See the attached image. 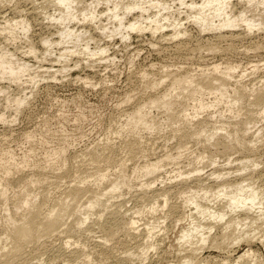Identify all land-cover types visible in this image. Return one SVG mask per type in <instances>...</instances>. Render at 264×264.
I'll use <instances>...</instances> for the list:
<instances>
[{"label":"rangeland","instance_id":"rangeland-1","mask_svg":"<svg viewBox=\"0 0 264 264\" xmlns=\"http://www.w3.org/2000/svg\"><path fill=\"white\" fill-rule=\"evenodd\" d=\"M239 1L240 0H230L231 7H229V10L234 14H237V12L244 7V1ZM87 2H89V0H87ZM167 2L172 5V9L174 10L180 7L177 2H174L175 4L172 3L171 0H167ZM0 6V25H3L7 19L17 20L20 19L19 17L26 18L30 24V29L26 34H23L19 28L14 30L17 33L16 35L14 34L15 39L13 40H11L10 35L6 32H4L5 34L0 32V47L14 52L13 59L26 61L32 65L29 74H24L20 77L18 82L0 79V90H2V92L0 91V114H3L4 119L0 120V154L2 155V152L4 154L5 151H9L13 156L11 154L9 155L14 157V159H10L8 163L13 161L12 164H15L14 161H18V163L22 161V159H20L21 156L24 155L25 152L29 153L27 150L33 146V148L31 147L32 149H30L32 152L29 150L31 152L29 154L31 159L30 162L34 163V166H26L23 168L22 172H20L21 170L17 172L13 171V173L9 175V178L13 181L12 187L8 191V196H10L8 201L9 210L15 208L11 202L16 205V202L19 200L18 198H20L17 195L21 190L18 180L37 178L39 176L41 178L42 176L45 177L44 183L41 182L31 186V192L37 194L36 199L38 198V202H43L46 200V197H48L50 201H53L54 198L66 196L68 191L67 188H71L70 185H72V183H77L78 180L75 178L77 175L86 176L88 178H86L87 184L83 183L82 185H89L93 188V181L98 173L97 171H99V173L101 170L102 173L104 171V173L108 172V175H110L109 177L113 178L117 173L116 170L118 171V164L120 165L121 162V164L125 163L126 174L132 176L131 173L134 166L137 167L138 165H143V163L154 162L153 160H158V158H164L166 155H169L167 153H170L171 156L173 154L172 157L176 154L178 155V153L179 155L182 153L181 156L177 158V162L173 161L175 163L165 160L163 167L152 175L146 177L139 176L137 179L136 177L130 176V179L132 178L129 183L130 185L123 186L120 190L116 191L112 198L104 197L105 199L109 198L107 204L110 208L105 210L106 214L104 212L105 215L103 214V217H97L98 220L96 218V216H98V211L93 210L96 216L92 213V216L90 215L91 219H88L86 221L88 223L83 225L84 227L86 226L87 229H85L88 232L83 229L84 227L82 230L85 232L83 231V233H81L82 231H78V233L75 234V236L77 235L76 237L62 232L61 230L66 229V227H68L67 225H70L73 221L74 216H67L69 218H65L67 220L64 219L65 224H61V229H59L58 232H54L49 236L40 237L39 240L41 243L39 241L38 243L36 242L37 244L29 242L33 244L32 246L26 243L24 245V258L22 256L24 260L20 258V260L22 259V262L19 260L20 264H85L88 259L89 262H87V264H139V262L136 261L141 259V264H177L180 260L183 261L184 258L182 259L181 256L186 252H183L184 254L177 252L180 256L176 254V251H179L177 246H180V244H177V237L181 227L186 225V223L177 221L181 215L180 208H176L180 201V197L175 193V183L177 186L178 179H170V176H172L173 170L176 169L193 171L191 169L196 163L192 160H195L198 153L203 158L198 164L201 171L199 173L191 172L192 174H190V176H201L205 183L213 184V180L207 179L206 177L210 171L213 170H218L219 172L217 171V173L230 172V174L225 175V177L231 179L238 178L237 176H241V174L242 176H246L250 171H253V179L256 185L264 189V118L256 114L258 112L256 110H259L261 107L260 105H258V107L252 105L251 101L253 100V96L251 95H248L250 99L247 97L249 100H245L242 105L243 110L240 111L237 116H235V113L229 112L223 104L204 110L198 115L193 114V107H188V119H192V123L195 125L200 121L206 124L207 129H211L213 125V128L219 127L220 125L223 126L220 133L217 131V137L220 138L216 139L215 137V142L217 141L216 144L214 139L211 140L212 142H209L211 144L209 145L208 142L202 139L201 141L198 140L201 142L199 143L194 139L192 140V138H190V140L188 136L182 135V133L184 134L185 132L186 135L189 134V132L192 131V129L189 130V128H182V130H189L188 132L186 130L185 132L182 131L178 133V135H174L172 130L176 126L169 127V125H165L162 122L164 119L162 110L156 108L148 110V115L155 120L157 119L156 121L161 124L159 125V129L153 131H138L140 132L139 135H137V132L134 136L132 134L130 135V132L126 129L120 131L124 128L125 115L132 110L131 108H133L136 103L150 95H157L159 92H163L164 87H167L166 84L168 79H164V82L160 87H157V90L144 88L142 85L143 78L141 77L144 72L147 73L149 78L158 79L159 77H163L162 72L165 70L199 73L200 70L211 68L212 65L215 64L220 65L221 68L235 65L239 67L236 68L233 77L230 78L231 84L228 87L229 94H231L235 86L237 87L241 84L242 86L245 85L248 91H250L251 88L262 89L261 92L263 91L262 93L264 94V24H262V28L255 27L250 31L243 26L230 28L228 30L225 29L222 32L223 37H218L215 32H200L190 19L188 20L185 18L183 12H177L178 14L174 13V15L176 16L177 14V16H179L181 28H185L186 30L185 37L180 35L170 39L169 36L172 30L171 27H166L161 33H156L154 35H151L148 30L142 33L133 32L128 39L124 40L120 38V35L109 36L106 34V36L104 33H101L99 29H96L92 23L79 22L75 24L71 22L72 25L70 26V23V27H74L78 30L82 28L84 30L86 29V31H88L86 35L90 34L92 36L93 39L89 41L90 49L95 48V46L106 48L105 54H103L104 58L97 56L89 57L87 54L77 53L59 62L55 57L57 56V52L63 47V44L53 45L50 53L45 54L44 46L41 43V39L44 37L58 40L57 30L59 26L54 24L46 15L48 13L52 14L54 11L50 0H0ZM103 8L104 6L101 4L97 6L96 10L101 12ZM180 10L183 11L184 7L181 6ZM254 11L255 10H252L251 13L254 14ZM135 13L136 12H134V14ZM251 13L250 11L249 13L247 12V16L250 17ZM134 14L132 13V16ZM102 17L100 22H103L102 24H106L107 22L108 24L105 16ZM262 22L264 23L263 20ZM162 34L163 38L161 37ZM67 44L68 43L64 45L70 46V44ZM29 45L34 46L36 49L34 56L27 52ZM212 46H214V50H209V47ZM63 63L67 65V70H59L62 65H64ZM76 63L77 65H75ZM254 64H257L255 66H257L258 69L254 68ZM52 75L54 78L51 77ZM29 76L35 77L31 80ZM78 76L81 78L88 77L91 80V85L84 84L81 80H77L76 78ZM239 80V83L234 84ZM172 94L174 95L175 93L173 92ZM127 95L133 97L128 102H124L123 99H125ZM16 96L25 97V101L19 107L18 112L14 111L15 107L12 103L6 101V97L12 98ZM212 97L213 95L204 94L206 101L212 100ZM249 109L253 110L256 116L253 122H250L248 126L243 120H245L247 114L251 112ZM240 122H242V124ZM242 125L245 126H243V129L246 130L245 134H242V130L238 132L243 136L242 138L245 140V142L243 140L244 144L252 140L254 141H252L255 143L254 149L250 147V150H247L233 140L231 141L232 143H230V137L228 138L225 137L226 135H223L224 132V134H228L233 132L232 130L241 128ZM247 127L249 129L248 131ZM213 128L211 130H213ZM138 138H140L141 143H139V140L137 142L138 144L136 143V145H133V143L136 142H134V140H138ZM223 138L227 139L226 141L229 142L224 141ZM220 139L226 142L224 144L228 147L233 146V144L235 145V143L238 147L233 146L229 148L231 150H224L223 142ZM130 142L132 144V146H130L132 151L135 149L133 151L134 153H130L128 150ZM250 142L248 143L249 146H253ZM179 144L187 145L185 146L186 149L183 147L179 150ZM59 146L67 147V149L64 147L66 151H64V156L67 157L66 159L68 162L64 167L59 166V158H51L56 162L55 165L52 164L53 162L51 159L45 160V158H47L46 153L51 151L49 149L54 150L57 147L59 148ZM177 146L178 148H176ZM45 150L46 153L44 152ZM91 152L99 154H96V156H98L97 161L93 162L91 160ZM203 152H205L204 155L201 154ZM128 154L131 156H128ZM209 155L212 157H209ZM193 156L195 157L193 158ZM207 156L210 159H216L218 161L216 165H210L208 162L210 159ZM7 157L10 156L7 154L5 159ZM227 159L231 161V163H227ZM251 159L257 161V167L252 168L251 166L248 170L242 171L243 173L237 171L239 160L244 161ZM58 162L59 164L57 165ZM189 162H193V164L189 165ZM38 164L40 165L36 166ZM43 164L45 168L46 165H48L49 167L58 166L60 169L57 167L45 169ZM11 167L13 168V166ZM78 178L79 177H77V179ZM73 179L76 182H74ZM144 183L146 185L150 183L151 187H149V189L147 188L150 192L146 190L142 199L141 194L144 189L142 190L139 184L145 186ZM103 185H101V189L107 187V182ZM167 188H170L168 193V199L170 197L168 200L169 207H164V210L158 207L154 213L153 211L149 212L150 210L148 207L155 199L159 198L158 201H160V204L162 203L160 200L162 196H158V193L161 189L164 191L167 190ZM40 193H42L45 198ZM80 195L76 200L70 199L69 196L66 197V199L68 201L70 200V203H72L70 204L71 207H77L78 205L83 206L89 197V193L88 196L84 194H82L84 196ZM42 197L44 198L43 201H41ZM118 204L123 205L119 213L125 216L127 215L126 217H133L136 226H138V230L131 231V235L124 231L117 232L113 239L106 242L104 241L106 243L104 245L101 241L103 242V236L105 235L103 232L105 231L103 228V232L99 231L101 230V226L97 224V222H108L111 217L110 215L108 216L107 212L113 210ZM171 205H174V209L172 212H169V214L167 211L168 208L171 209ZM263 206L264 202L258 207L262 208V211H264ZM159 209L161 210L159 211ZM137 211L138 213H136ZM166 213H168V215ZM4 214L3 209L0 208L1 239L3 238L5 229L3 226L6 225V222L4 223ZM164 214L169 218H166V215L164 217ZM154 218L155 220L157 219V222L155 221L156 223L153 225L151 222H154ZM96 220L97 222H95ZM147 223L151 224L150 226L148 225V228L146 226ZM89 224L90 227L88 226ZM254 226H249L250 229L247 227V229H249L248 234H254L253 239L248 241L242 240V242L236 245L224 244V246H220V248L208 244L204 249L199 250L197 254H195V256L197 255L195 264H198L201 259L204 260L206 264H233V260L236 256L248 247L255 253L257 260L264 263V227L255 229L256 226ZM149 227L151 229H149ZM88 229H91L90 232ZM147 230L150 232L153 230L151 233L153 234L151 240H153L151 241L150 238L149 240L153 242L154 247L151 249L149 248L147 250L148 252L143 255L140 250L142 245L139 244L144 241L143 235ZM149 231L146 232V234L149 233ZM79 232L83 234L82 237L84 236V239L80 237L81 234ZM139 232L141 234H139ZM220 232L221 228L215 227L210 234H218ZM78 239L81 240L78 241ZM65 240L72 242L68 245L65 243ZM73 241L77 243L76 247L79 249L82 246L81 250H77L78 248L75 250V242ZM81 241H85V243ZM80 243L81 245L78 246ZM84 245L85 247H83ZM137 247L140 248L138 249ZM74 251H79V253H75ZM80 251H82L81 255ZM131 251L133 252L132 255L128 253ZM134 253H136V255ZM78 254L79 257L76 258ZM87 254L88 256H86ZM127 254L130 257H128ZM145 255L147 256L145 257ZM133 256H136L137 259ZM254 263L261 264L260 262L256 263L254 261L250 264Z\"/></svg>","mask_w":264,"mask_h":264},{"label":"bare ground","instance_id":"bare-ground-1","mask_svg":"<svg viewBox=\"0 0 264 264\" xmlns=\"http://www.w3.org/2000/svg\"><path fill=\"white\" fill-rule=\"evenodd\" d=\"M171 1L172 3L177 2L180 7L183 6L184 10L181 11L180 7H177L175 10L172 9L173 8L172 5L169 2H167V0L166 1L165 0H89V2H87V0H50L51 4L53 5L52 9L54 11L52 14L48 13L46 15L54 24L59 26L58 27L59 29L57 30L58 40L52 39L50 37H44L41 39V43L44 46L45 54L50 53L53 45L63 44V47L61 48V50L57 52L56 54L57 56L55 57L56 60L59 62L62 59H66L68 56L72 54H77V53H81V54L84 53V54H87L89 57H94V56L95 57L97 56L100 58L103 57V54H105L106 48L95 46V48L90 49L89 41L93 39L92 36L90 34L86 35L88 33L86 29L84 30L82 28L78 30L74 27H70L72 25L71 22H74L75 24L79 22L92 23L94 24V27L96 29H99L101 31V33H104L105 35L107 34L109 36L120 35V38L124 40L128 39L131 33L133 32L142 33L148 30L151 33V35H154L156 33H161V31L165 29L166 27H171L172 31L170 33V36L168 35L170 39L176 38L180 35L184 36L186 34V30L185 28L184 29L181 28L182 26L180 23V19H179V16H177L179 12H183L185 18L188 20L190 19L191 22H193L195 26H197L200 32L202 33L203 32H215L217 33L218 37H223L222 32L225 29L228 30L230 28H234V27L236 28V27L243 26L244 28L250 31L255 27L262 28L263 26L262 24H264L262 22V20L264 21L263 19L264 18V0H240L242 2L244 1L245 4L243 3L244 7L242 8V10L237 12V14H234L231 10H229V7H231L230 0H171ZM101 4L104 6V8L101 10V12H98L96 8L97 6ZM252 10H255L256 12L254 11V14H252L251 13ZM249 11L251 13L250 17L247 16V12L249 13ZM134 12L136 13L134 14ZM132 13L134 14L133 16H132ZM174 13H177L176 16L174 15ZM102 16H105V18L108 21V24L107 22L106 24H102L103 22L102 23L100 22V19ZM19 18L20 19H17V20L15 19L8 20L6 18L7 21H5L3 25H0V32H3V33L6 32L8 35H10L11 40L15 39V35L17 32H15L14 30H17V28H19V30H21L23 34H26L30 29V24L26 18L24 17H19ZM81 25H84V24H81ZM162 36L163 34L161 35V37ZM66 43L70 44V46H65L64 44ZM209 48H210L209 50H214V46L209 47ZM27 52L34 56V54L36 53V49L34 48V46L29 45V49L27 50ZM13 56H14V52H11L6 48L0 47V79H8L10 82H18L20 80V77H22L24 74H29L30 70L32 69V65H30L26 61L13 59ZM75 65H77V63ZM255 65L257 64H254V66ZM238 67L239 66L234 65V66H226V67L221 68L220 65L215 64V65H212L211 68L200 70L199 73H196V72L192 73L190 71L189 72L188 71L175 72V71L165 70L163 71L164 73L162 72L163 77H159L158 79L152 78V77L149 78L147 73L144 72L143 75L141 76L143 78L142 85L144 88L157 90L158 89L157 87H160V85H162V83L164 82V79L165 80L168 79V82L166 84L167 87L166 86L164 87L163 92L161 93L159 92L157 95H150L147 98L143 99L142 101L136 103L134 107L131 108L132 110L130 109L131 111L125 115L124 128H122L120 131L126 129L128 132H130V135L132 134L134 136V134H137L138 131H142V130L143 131H153V130L159 129L160 128L159 125L161 124H159V122L156 121L157 119L155 120L152 117H149L148 115L149 113L148 110H151L152 108H156V109L162 110L163 117H164L162 122L165 125L167 124L169 125V127H173L174 125L176 126L172 130L174 132V135H178V133H181L182 131L185 132L187 130V129L182 130V128L183 129L189 128V130L192 129V131H190L189 134L187 135L185 134L186 132L184 134L182 133V135L186 137L188 136L189 139L192 138V140L194 139L196 141L198 140L201 141L202 139L208 142L209 145H211L209 143L211 140L214 139V142H215V137L216 139L220 138V137H217V135H218V132L220 133V130L222 131L223 126L220 125L219 127L213 128L214 127L213 125L212 127L213 130H211L212 128L207 129L206 124L200 121L197 122V125H195L194 123H192V119H188V116H189L187 112L188 107L190 108L193 107L192 108V110L194 109L193 114L198 115L204 110H207L209 108H214L218 105L220 106V104H223V106H226L229 112H233L236 114L235 116H237L240 113V111L243 110L242 105L244 104L245 100L248 101L250 99L248 95L253 96L252 97L253 100L251 101L252 105H256L257 107L258 105H260L261 107L259 110H256L258 111L256 114L259 115L261 118H264V94L262 93L263 91L261 92L262 89L251 88V90L248 91L244 84H243L244 86H242V84L241 85L237 84L238 86L237 87L235 86V88L232 89V92L230 90L231 94L232 93L233 94L232 95L229 94L228 87L231 84L230 78L233 77V73ZM66 68H67V65L64 64L59 70H67ZM254 68H257V66H255ZM29 77L31 80H33L35 76L34 77L29 76ZM51 77L54 78L53 75ZM76 79L79 81L81 80L84 84H87V85L90 84V81H91L88 77L81 78L80 76H78ZM239 82L240 80L236 81L234 84L239 83ZM0 91L2 92V90ZM173 92L175 93L174 95L172 94ZM204 94L213 95L212 100L206 101L204 98ZM128 95L125 96V99H123L124 102H128L130 99H132L133 96L131 97ZM6 101L9 103H12L15 107L14 111L18 112L19 107L25 101V97L24 98L22 96L21 97L16 96L12 98L6 97ZM250 111L251 112L249 113L247 112L248 114L246 113L247 116L245 120H243L246 125L248 124L250 125V122H253V119L256 116L254 115L255 112H253V110H250ZM0 120H4L3 114H0ZM240 123L242 124V122ZM243 126L244 125H242V127L239 129L232 130L233 132H230L228 134L227 133L224 134L225 133L224 132L223 135H226L225 137H228V138L230 137L231 140L228 139L230 140V143H232L231 141L233 140L236 143H238V145L240 144L242 147L246 148L247 150H250V147L251 148L253 147L254 149L255 147L254 146L255 143H253L254 141L253 140H252L253 142L249 141L250 144H253V146H249L248 144L249 142L247 141H246L247 144H244L245 140L242 138L243 136L238 132L239 130H242V134H245L246 130L243 129ZM189 130H187V132ZM248 130L249 129L247 127V131ZM139 133L140 132H138L137 135H139ZM139 140L140 138H138V140H134V142L135 141L136 142L133 143V145H136V143ZM220 140L222 141V139ZM223 140L226 141L227 139L223 138ZM224 141H222L223 145L225 146V147L223 146V149L225 148L224 150H227V151L231 150L229 148L230 147L232 148L233 146L238 147L235 142H233L235 143V145L233 144V146L228 147L224 143L229 142V141H226V142ZM32 143L34 144L33 141ZM139 143H141V140ZM216 143L217 141L215 142V144ZM130 146H132L131 142H130V145L128 146L129 149L127 147V149L131 153L135 149L132 151V148ZM185 146L187 145L179 144V148L178 146L176 148L180 150V148H183V147L185 148ZM31 147L33 148V146ZM31 147L30 149H32ZM64 147L59 146V148L58 147L56 149L53 148L54 150L49 149L51 150L49 151V153L48 152L46 153V150H45L44 152L47 155V158H45L46 156L44 157L45 160L51 159V158H59L58 160H60L59 161L60 164L58 162L57 165L59 164L60 167H64L66 163L68 162L66 159L67 157L64 156L65 155ZM65 148L67 149V147ZM29 150H27V152L31 153L32 151L30 150L31 151L30 152ZM29 153L25 152L24 154L23 152L24 155H22L23 157L21 156L20 158L22 159V161H20L19 163L18 161L16 162L14 161L15 164H12L13 161L8 163L10 159L12 158L14 159V157H12L13 155L9 151H5L4 153L5 155L3 154V152H2V155L0 154V208H2L5 213L4 223L6 222L5 226L2 225L5 228L4 235L2 234L3 238L1 239L0 237V242H1L0 244V264H20L19 262L20 258H22V256L24 258V252H25L24 245L26 243L28 244L29 242H32L33 244H37L38 241L40 242L39 240L40 237L49 236L50 234L54 232H58V230L61 229V224H63L64 221L67 220L69 217L74 216L72 223L70 225H67L68 227H66V229H62L61 231L66 232L67 234H70V235H74V237L77 236V235L75 236V234L78 233V231H82L81 233H83V231L87 229L86 226L84 227L83 225L85 223H88L86 222L88 219H91L90 217L92 216V213L94 212L93 210L98 211V216H96V214L93 213V215L95 214L97 218V217H103L105 210H107V208H110V206L108 207V204H107V202H109L107 201L109 200V198L105 199L104 197L112 198V196H114V193H116V191L120 190L123 186L124 187L127 186L131 182L130 180L132 179V178L130 179L131 175L129 176L125 172V168H126V166L124 165L125 163L121 164L120 162L121 166L118 164L119 166L117 167L118 171L116 170L117 173L115 172L116 175H114L113 178L109 177L110 175H108V172L104 173L105 172L104 171L102 173L101 172L102 170H101L99 173V171H97L98 173L94 177V181H93L94 187L92 188V186L90 187L89 185L87 186L82 185L83 183H86L88 179L86 176L83 175L84 176L83 177L81 175L80 176L77 175V177H79L78 179L77 177H75L76 180H78L77 183H74V184L72 183V185H70L71 188L70 187H69L70 189L67 188L68 191L66 190L67 191L66 196L59 197L56 199L54 198L53 201L52 200L50 201L48 197H46V200H44L45 197L42 195V193H40L44 197V198L43 197L41 198L42 199L41 201L44 200L43 202H38L39 201L38 198L36 199L37 194L31 192V186H33V184H39L41 182L44 183L45 177L42 176L41 178L38 175L39 177L37 178L18 180V184L20 185L18 186L21 187V190L20 192H18V194L17 193L16 194L20 198L17 197L19 200L18 202H16V205H14V203L11 202V204H13V207L15 208L12 207L13 209L9 210L8 201H9L10 196H8L9 194L8 191L9 189H11L12 184H13V181L9 178V175H11L13 171L17 172L21 170L20 172H22L24 167L34 164L30 162L31 159H30ZM7 154L8 156H10L6 158L8 160L5 159V156ZM9 154H11L12 156ZM96 154L98 153L91 152L90 154L91 160L93 162L98 160V156H96ZM167 154L169 155L165 154L166 156L164 158L162 157L160 159L158 158V160L157 159L153 160L154 162L143 163V165L141 166L138 165L139 167L134 166L133 171L131 170L132 176L136 177L137 179L139 178V176L146 177V176L152 175L163 167L165 160L177 162V158L180 157L182 153L180 155L178 153L179 156L176 154L174 157H172L173 156L172 153H171L172 156L170 155V153H167ZM201 154L204 155L205 152ZM210 155L209 157H212ZM128 156H131V155L128 154ZM194 157L195 156H193V158ZM201 159L203 160L201 155H199L198 153V156H196L195 160H192V161L196 163V165H198L202 161ZM227 161H228L227 163H231V161H229L228 159ZM239 161L240 162H239V166L237 167L238 168L237 171H240L241 173H243L242 171H245L246 169L248 170V168H251V166L252 168L257 167V161H255L254 159L244 160V161L239 160ZM52 162L50 163L55 165L56 162H54L53 160ZM193 162H189V165L193 164ZM208 162L210 163V165H214V164L216 165V162L218 161L216 159L211 158ZM10 165L13 166V168ZM39 165L40 164L36 166H39ZM196 165L192 167L191 170L193 171L191 172L199 173L201 171V168L199 167V165L198 166ZM53 167L55 166L49 167L48 165H46V168L48 169H53ZM56 167L58 168V166ZM38 168H41V167H38ZM251 170H254V169H251ZM173 171L174 172L172 176L169 175L170 179H178L179 181V182L177 181V186L175 183V187H176L175 193L178 194V197H180L179 204H177L176 208H180L181 210L180 211L178 209L181 212L180 213L181 215L179 216L177 221H180V222L182 221L186 223V225H183L181 227L179 231V235L177 237V241H178L177 244L178 245L180 244V246H177V249L179 251H176V254L178 255V253H183V252H186V253L185 254L183 253L184 255L181 256L182 259L184 258L183 261L180 260V262L177 264H195V261L197 258L196 257L197 255L195 256V254H197L199 250L204 249L206 245L209 244V245H212L214 247H219V248L220 246H224V244L236 245L237 243L242 242V240L248 241L254 238V234H248V230L250 229L251 226L255 225L256 226V227L254 226L255 229L264 227V211H262L263 210L262 208L258 207L264 202V189L263 187L261 188L260 186L256 185L253 179V174H252L253 171H250V173L248 172L249 174L246 176H242L241 174V176H237L238 178L231 179V178L225 177V175H229L230 172L217 173L218 170L217 171L213 170V171H210V173L206 176L207 179L213 180L212 181L213 184L205 183L204 179L201 176H198V175L197 176L195 175L196 177L190 176V174H192L190 170L185 171L182 169H176ZM74 182L76 181L74 180ZM106 182H107V187L104 189L103 188L101 189V185H103ZM147 184L148 185L144 183L145 186L139 184L142 190L144 189V191H142L141 198L143 197V195H145L146 193L145 191L148 190L149 187H151L150 183H147ZM170 188H167V190H164V191L161 189L163 192L160 190L161 193L160 192H159L160 194L158 193V196L159 195L162 196V199H160L162 201L161 204H160V201H158L159 198L155 199L151 203L149 202L150 203L148 207V209L150 210L149 212L153 211L154 213L158 207L163 209L164 207L168 206V200L170 199V197L168 199V193L170 191L169 190ZM88 193H89V197L84 203V205L82 204L83 206L78 205L77 207H71L70 204L72 203H70V200L68 201L66 199V197L69 196L70 199L76 200V198H78L80 194L81 195L84 194L88 196ZM173 206L171 205V209L168 208V211H167L168 213L173 211L174 209ZM122 207H123L122 204H118V206L116 205L115 208H113V210H110V212L109 211L107 212L108 216L110 215L111 217L108 222L98 223L97 222L98 218L95 221L97 222V224L101 226L100 227L101 230L99 231H102V228L105 231V232L102 231L105 235L104 234H103L104 236L102 235L103 242L101 241V243H104V245L106 244L105 243L106 241L108 240L110 241V239H113L117 232L124 231L127 234L131 235V231L138 230L137 229L138 226H136L135 219H133V217H126L127 215L125 216L124 214L119 213V210ZM161 209H159V211ZM136 213H138V211ZM168 213L166 214L168 215ZM166 214H164V217ZM167 215H166V218L168 217ZM156 220L154 218V222L153 223L151 222V224L154 225V223L157 222ZM149 223L146 224L147 228H148V225L149 226L151 225ZM153 225H152V228H153ZM88 226L90 227V224ZM215 227L217 228L220 227L221 232L218 234H210L212 229ZM247 227H249V229H247ZM82 228L84 230H82ZM149 229L151 228L149 227ZM148 231L149 230L145 231L143 235L144 241H142V243L139 244V245H142L140 250L142 251L141 254L143 255L144 253L148 252L147 250L149 248L151 249L154 247L153 242H150L151 236H153V234H151L153 230H151V232L149 231V233L146 234V232ZM139 234L141 233L139 232ZM82 235L83 234H81L80 237L84 239V236L82 237ZM80 240L81 239H78V241ZM71 242H69L68 240H65V243L68 245ZM81 242L85 243V241H81ZM33 244H30V245L32 246ZM74 244H75V250H76V248H78L76 247L77 243L75 242ZM80 245L81 243L78 244V246ZM83 247H85V245ZM81 248L80 249L78 248L77 250H81ZM76 252L79 253V251H76ZM81 252L82 251H80V255H81ZM131 252H128V253L132 255L133 252L132 253ZM134 254L136 255V253ZM86 256H88V254ZM146 256L147 255H145V257ZM77 257H79V254L76 256V258ZM133 257L136 258V256H133ZM88 258H85V259H88ZM250 261L261 263L260 260H257V256L251 250V248L248 247L247 249H245L243 252H241L240 254L236 256V258L233 260V264H250L251 263ZM87 262H89V259ZM87 262L85 264H87ZM136 262H139V264H141L142 259ZM22 264H25V263H22ZM170 264H175V263H170ZM198 264H206V263L204 262V260L201 259L199 260ZM261 264H264V263H261Z\"/></svg>","mask_w":264,"mask_h":264}]
</instances>
